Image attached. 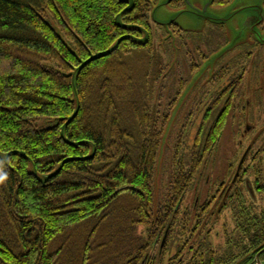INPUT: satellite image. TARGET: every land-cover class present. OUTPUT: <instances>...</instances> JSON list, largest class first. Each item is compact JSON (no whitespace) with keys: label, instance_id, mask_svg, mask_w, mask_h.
I'll use <instances>...</instances> for the list:
<instances>
[{"label":"trees","instance_id":"trees-1","mask_svg":"<svg viewBox=\"0 0 264 264\" xmlns=\"http://www.w3.org/2000/svg\"><path fill=\"white\" fill-rule=\"evenodd\" d=\"M157 3L0 0V264H254L259 254L264 263V207L248 201L255 189L264 194L261 159L254 189L223 191L196 230L178 215L170 222L202 177L201 149L218 150L222 117L182 148L173 198L155 208L159 133L142 142L139 97L123 108L133 77L121 53L153 43ZM156 25L167 40L172 28L185 32ZM225 211L232 225L222 234L216 212Z\"/></svg>","mask_w":264,"mask_h":264},{"label":"rangeland","instance_id":"rangeland-1","mask_svg":"<svg viewBox=\"0 0 264 264\" xmlns=\"http://www.w3.org/2000/svg\"><path fill=\"white\" fill-rule=\"evenodd\" d=\"M175 4H171V0H158L150 24L153 43L129 52L125 48L121 53L122 59L129 61L128 70L133 77L127 87L130 97L125 98L123 108L127 111L130 100L132 102L133 98L139 97L145 119L142 142L150 140L154 133L156 143L159 133L155 208L164 205L171 195L174 162L181 160L182 148L187 142L193 147L197 136L208 135L216 117H222L224 121L218 150L204 165H199L203 187L195 186L188 193L187 201L192 203L198 196L204 199L207 195L215 194L218 185L223 187L220 193L224 188L232 189L236 168L249 149L253 154L248 155L245 168L252 164L256 166L260 159L259 162L264 161V46L256 45L257 42L251 39L252 36L264 39V23L261 25L263 21H259L264 17L259 11L264 7V0H232L226 5L213 4L212 0H187L182 8ZM156 23L168 27L177 23L185 31L175 27L169 34L170 42L176 43L174 45L178 48L181 46V52L184 43L203 38L205 42L201 47L207 59L191 73L188 67H192V64L188 66L182 59L172 68V75L168 76L167 70L174 54L168 44L167 33ZM218 37L228 39V42L216 46L214 38ZM208 40H212V46ZM212 47L216 48L215 52L211 51ZM193 55L190 52L189 58ZM214 91L217 95L208 101ZM232 92H235L234 97ZM219 95H222L221 99ZM175 96H179L178 100L171 105ZM47 124L46 121L41 123L44 126ZM249 177L257 178L258 171ZM254 191L252 201H248L251 204L254 202L257 205H254V209L257 210L264 207V194L257 189ZM220 193L215 201L220 199ZM230 217L229 211L222 213L217 224L222 234L223 227L232 225ZM215 241L224 243L225 238L220 236Z\"/></svg>","mask_w":264,"mask_h":264},{"label":"flooded vegetation","instance_id":"flooded-vegetation-1","mask_svg":"<svg viewBox=\"0 0 264 264\" xmlns=\"http://www.w3.org/2000/svg\"><path fill=\"white\" fill-rule=\"evenodd\" d=\"M216 5H218V4H216ZM182 7H183V5H181V8ZM263 23H264V20L261 23V25ZM262 30L264 31V29H262ZM170 38H171V36L168 38V44L171 47L172 52L174 54V55H172V59L170 61V66H171V68L174 69L178 65V62L180 61L179 57L176 56L178 54V53L176 54V52H178V51H179V53L181 52V46H179V48H178L176 45H174L176 43H174L173 41L170 42ZM214 39H215V42H217L216 46L219 45V43H222L223 45H225L228 42V39L227 40L224 39V41H222L221 38H219V37L218 38H214ZM251 39H254L257 42L256 45L264 46V39L262 37H258V36L257 37L254 36L253 37L252 36ZM204 42L205 41L203 40V38H201L200 40L195 38V39H191L190 43H188V42L184 43L183 51L186 50L188 55H189V57H190V52H192L194 54L191 57V59L188 60V57H187L186 58L187 60H185L187 62L188 66H189L190 63L192 64V67L191 66L188 67L190 73L193 72L194 69L199 67L201 65V63L204 62L207 59V55H203V47H201V45ZM207 42L211 45L210 42H212V40H208ZM241 45H243V44H240V46ZM175 47H177L178 49H175ZM193 47H198V48L194 49ZM211 51L215 52L216 48L212 47ZM197 58H199V59H197ZM214 74H215V72L213 73V76H214ZM213 95L216 96L217 93L216 92L212 93L211 97L208 99V101L211 100ZM234 95H235V92H232V96L233 97H234ZM205 115L206 114H204V117H203L204 118V122H206ZM200 121H202V120H200ZM250 151H251V149H249L245 153L243 159L239 163V166L236 168V172H235V175H234V178H233L232 185L239 183L240 185H246L249 189H254L253 187L251 188V184L249 183L248 180L250 179V177H249L250 174L252 175V173H254V175H255L257 173V169L255 168L256 166H255V164H252V165H249L246 168L244 167L245 166L244 164H245L246 159L248 158V155L249 154H253V153H250ZM212 153H213V151L212 150L210 151L209 148H207V147L202 148L201 152L199 154V157H200L199 163H200V165H202V164L204 165L206 160L210 159V156L212 155ZM202 180H203V178L197 179L196 182H195V186H199L200 188L203 187L202 184L200 183ZM220 184L222 185L223 183L221 182ZM222 188L216 187L215 192L220 191V189H222ZM223 191H225V188L222 190V192L220 193L219 197H221V194L223 193ZM187 196L188 195H186L185 200H184V202L181 205L178 204V203L174 204L175 207H178L180 205L178 209L174 208L175 210L173 209L170 212L168 211V214L172 216V219L170 220V222H172V224H175L176 222H179V220L177 218H175L176 215H178L177 217H181L182 220H184V221L187 220L186 222L190 221L191 224H194V222L197 221L195 219L200 218V217L204 216L205 214H208V213H206V209L205 208L208 207V206L210 207L211 203H214L215 198H216L217 195L216 194L207 195V197L204 198V199H202V197L200 198V196H198V197L195 198V201L192 202V203L187 201V199H188ZM169 198H173V196H169ZM222 213H224V212H216V215L219 214L218 216H220V215H222ZM190 227H191L190 228L191 231H194V230L197 229V227H194L193 225H191Z\"/></svg>","mask_w":264,"mask_h":264},{"label":"water","instance_id":"water-1","mask_svg":"<svg viewBox=\"0 0 264 264\" xmlns=\"http://www.w3.org/2000/svg\"><path fill=\"white\" fill-rule=\"evenodd\" d=\"M186 3H187V0H186ZM259 11L264 15V8H263V7H261V8L259 9ZM153 13H154V12H153ZM263 20H264V17H261L259 21H263ZM161 25H165V24H161ZM165 26H167V25H165ZM254 264H264V263L261 262V260H260V254L257 256V258H256V260H255V262H254Z\"/></svg>","mask_w":264,"mask_h":264}]
</instances>
